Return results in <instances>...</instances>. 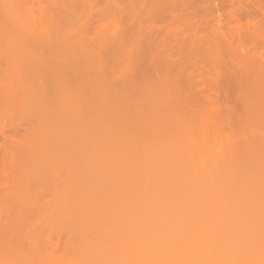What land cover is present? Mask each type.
I'll return each instance as SVG.
<instances>
[{"label":"rangeland","instance_id":"374dc122","mask_svg":"<svg viewBox=\"0 0 264 264\" xmlns=\"http://www.w3.org/2000/svg\"><path fill=\"white\" fill-rule=\"evenodd\" d=\"M37 1L38 0H0V62H2L4 59H11L7 62L6 60L3 61L4 63L2 62V64L4 65L0 64V70L9 69V72L7 73H10L11 68L7 67L11 66L13 70L18 69L20 72L19 65L17 64H21V60L24 59V62L27 60V64L29 61L28 59L32 61L33 59H36L38 56L37 53L34 52L36 50H33V46L30 45L37 44L38 46L39 44L40 46V44H49L47 47H50L51 44H55V46L57 44L64 46L66 45V47H64L65 50L68 46L71 48L76 46L75 48H72L73 51L71 52L67 51L68 49L65 51L63 47V49H61V51L59 50V52L58 50L57 52L49 51V49L46 48V45H44L45 47L43 48V50L45 48L47 49L46 52L44 50V53L47 56L50 55V57H48L52 60L51 66L54 68V71L56 69L60 70V68L64 71V69L66 70L67 68L69 72L68 75L72 78L69 86L66 87V85L63 83L57 89L54 88L52 90L54 93V102L57 104L56 107L58 106L60 110L62 109V112H67V110H70V114L73 115L72 125L74 130L72 136L74 142L72 145L68 147L64 145L65 147L61 146L57 149L58 157L65 156L64 162L62 160L60 161L62 163L57 161L58 164L56 162L55 165L53 164L52 168L53 170L55 169V173H58V175H56L58 178H53V180L62 179L63 181L64 178H68L69 176L68 179L70 183V175L72 173L71 178L73 182H71L72 184L70 183V186L67 182L68 179H66V181L63 182L64 184H66V182L68 184H63L61 186L59 182H62L59 180L57 184L58 186L52 185L53 188L54 186L61 188L59 191H57V188H55V191L52 186H47L53 189H50V191L47 190V187V191L45 190L46 192H43L44 189L39 190L38 192L40 195V191L43 193V198H41L40 195L37 196L38 192L35 194L37 190L32 191L33 193L31 192V194L34 196V198H36L35 195L37 198H41V200L37 201L36 203L32 202V199L35 201L34 198H31L32 196H29L30 202L27 203L29 200L24 194L23 195L25 197L23 195L21 196L22 198L24 197V201L26 198L27 200L25 202L22 201L23 199L18 201V196H20V194L25 191L19 189H17L19 192H17V190L13 191L14 188L11 190V187L8 190L2 189H7L6 186H3L0 189V264H102L103 261L93 262L95 258H91L89 256L90 254H87L90 249L89 246H87L88 242H81V240H83L82 237H90V232H87V224L84 222L86 221L87 223L88 219L92 217V215H100L101 211L104 213L107 208L112 207V211L114 212L117 209L116 203H131V180H133V176L128 171L130 169V167L128 169L129 161H123V156H121V151L124 150L123 148H121V151L118 148L120 155L108 153L111 156L108 158L104 156V152H109L108 149L113 148L108 144V149L103 150V147H101L99 143V123L101 122L98 121H101V117L105 116L104 113L107 115L109 114V117L106 116L105 118H108V121L113 123L114 126L112 123L107 121L113 126V128L111 126L112 130H119L120 127L123 128L124 124L122 123L125 121L129 127L131 125L130 128H128V126L126 127L127 130L130 131L131 128L136 129L133 131H137L140 136H144V138L146 134V140L149 139L148 141H151L150 143L152 144V147H154L153 150H158V148H160L159 145H163V149L161 150V147L160 150L162 152L164 151L163 153L165 155L167 154L169 164L172 163L174 165L175 163L173 162L178 163L176 166H179V175H174V173L169 172L168 178L170 181L172 180V186L174 185V182L175 184L178 183L176 186L180 188L179 191H182V193L185 194L182 197L187 199V203L183 204L187 210H190L194 213L195 210H197V215L200 213L199 216L202 217V210L209 208L207 205H211V207L219 205L220 203H218V199L221 198L231 204L233 214L236 216L240 208L237 203H242L241 200L244 198L246 200L248 198L245 203H264V0H201L200 4H198L196 7L199 17L196 20L188 18L183 21V23L179 22L180 25L178 27H181V29L180 31L177 30L178 33H176V31L174 32L175 28L169 30L168 33L166 32V34H154V32H152V34L155 36H150V34H147L146 37L145 34V36L143 35V37H146L143 40L144 42L141 41L143 43H138V39L139 37H142V35H140V33L139 36L138 34L135 36L132 34L135 32V30H133V32L131 31L130 33L132 35L130 40L131 38L135 39L137 37V43H135L136 39L134 41H129V43L132 45V42H134L136 44H133L135 48H137V44L139 47L141 44L140 48L135 50H130L127 47L123 48L124 50L121 48V50H116V48V52L114 50L115 53L113 57H111L112 53H110V57L109 54L107 57L106 55H103L104 50L102 51L101 49H98L99 51L101 50V52H103L102 55L104 57L106 56V58L100 61L98 58H94L93 55H90L92 53L91 51V53H87L88 51H86V48L89 49L88 47L83 49L84 45L87 44V39L88 41L91 40L88 37L92 36L93 38L88 43V46L90 43H93L92 45L95 44V47L98 45V48L99 45L102 44V42L107 38L109 39L111 37V39L115 40V38L112 37L113 34L111 35L110 33H113L115 26L117 29L118 27L121 29L122 26H117V24L114 25L113 18L117 17V15L119 16L123 12L126 14L131 4H133V6L135 4L132 2L133 0L130 2L129 0H126V3H124L125 0H121V3H124L125 6L126 4H129V6H126L128 7L127 11L125 10L126 8L123 4H120L121 6L118 4L120 1L117 3L118 6H120V9L121 7L125 8L122 12L117 7V5L116 7L112 6L114 7V11L118 8V10L121 12L115 16V12L112 10V13H114V17H112L113 21H111L113 26L109 21L110 18H108V16L111 14L108 15L106 11L105 13H107V18L109 20L107 18L103 20L100 19L102 21L99 22V24H101L98 28V34L95 33L96 30L92 33L85 32L86 30H89L88 32H90L91 29L88 28L86 30L85 28H82V30H85L83 31V34L80 30H75L77 33L79 31L81 32H79V36L81 37L83 35L81 38L83 41L86 39L82 46L77 37L78 34L75 33V31H70V33L74 35L71 36V34H69V36L66 35L68 31L65 33L64 30L62 33L58 30L60 29V26H57L59 27L57 30H55V28L52 31L50 29L51 32L48 30L51 27L49 25L51 23H54L53 25H55L57 20L51 22L53 18L50 17L49 14L53 10H51L49 14L48 12H44V10L49 11L44 9L46 6H41L40 8L43 7V12L49 15V17L48 15L45 17L47 19L50 18V20H46V22L48 21L51 23H47L49 24V27H47L45 20H43V23L45 22V25L48 28V32L42 34L43 32L40 31L42 30L40 29V10L39 8L37 9V5L40 4L37 3ZM46 1L45 4H48L50 0ZM52 1L53 0H51V2L48 4L50 6L49 9H54L55 2L58 0H54L55 2ZM112 1L115 3L116 0ZM43 2L44 1H42L41 4ZM59 2L57 3L58 5L60 4L61 6L59 7L62 8L63 4H61L62 2ZM107 2H111V0ZM107 2H105V4H108ZM111 3H109V5ZM105 4L99 6L105 8ZM86 7L88 9L89 6ZM101 7H99V9L96 8L98 9L97 11H99ZM80 8L85 9V6L82 7L80 4ZM88 10L87 13L92 11L91 9L90 11ZM59 11L57 10V12ZM85 11L82 12H84L83 16L86 22L88 19L85 18ZM76 12L78 11L76 10ZM93 12H95V10ZM90 13L93 14L92 12ZM116 13H118V11H116ZM130 13H127V16H129ZM99 14L97 13L96 16ZM56 15L58 16V13ZM132 15L134 14H131V16ZM60 16L61 15L59 12V17ZM127 16H124L123 18H126ZM97 17L101 18L100 16ZM97 17L94 16V20L97 21ZM56 18L57 17H55V19ZM42 19H44L43 16ZM57 19L59 21V18ZM94 20L92 21L90 19L88 23L86 22L87 26L90 21L94 23ZM123 20L121 23H123ZM124 22L126 23V21ZM43 23H41L42 26H44ZM177 25L178 24H176V26ZM67 26L64 25V27H61V29L63 30ZM89 26L92 27L91 25ZM97 26L95 25V27ZM195 26L198 28H195ZM94 29L96 28H93L92 30ZM145 30L144 32H146ZM117 32L115 33L117 34ZM118 33H120V30ZM84 34H86V36ZM108 34L111 36L108 37ZM118 36L116 35V37ZM118 38L120 39V36ZM120 40L121 42H126V39L125 41L122 38ZM140 40L142 39L140 38L139 41ZM83 41L81 40V42ZM106 42L104 43L105 45ZM67 43H69V45ZM77 43L80 45H77ZM115 44L118 46V43ZM127 44L125 45L128 46ZM28 46H30L29 49L32 48V54L30 53L31 50L23 49L24 47L28 48ZM90 47L92 46L90 45ZM58 49H60V47ZM102 49H104V47H102ZM125 49L131 51H129L130 53L128 52L129 55L126 54ZM83 50H85L87 54ZM53 51H55V49ZM110 51L112 50L107 51V53ZM27 52L30 53H28V56H30L29 58H26L25 53ZM37 52L40 53L39 50H37ZM124 52L126 56H124ZM69 53L70 55L68 57ZM93 53L96 54L95 52ZM39 57L40 56H38L37 60L40 59ZM14 59L20 60L16 64L14 63ZM66 59H68L69 62H67L68 60L66 61ZM12 61H14V64L12 63L11 65L10 62ZM32 61H30L32 66H38L36 60L33 62ZM24 62L23 65L25 66ZM15 64L18 67H16ZM13 65L15 66L13 67ZM21 66L22 65H20V67ZM6 70L4 71L6 72ZM0 73L2 76L7 77L6 73L5 75L2 73V71H0ZM14 73H16V71ZM56 73L58 74L59 72ZM10 74L13 75V71ZM65 75L66 74H64V76ZM126 75H129V77H127V80H124L126 79L124 78ZM23 88L21 87L20 91L21 89L23 90ZM27 91L28 90L26 89V92ZM21 92L25 93V89ZM22 94L19 93V97L16 98L12 97V100L10 97L9 101H7L8 96H6V100L5 97L2 96V98H4L1 101L2 104L3 100H5L6 102H4V104L8 105L7 108L10 105H12V107H9V111H4L5 115L1 113L0 122L4 121V119L2 120V117L4 116L3 118H5L6 124L11 122V120L14 123L13 119H10L11 117L14 118V116H11L9 113L7 116L6 112H10L14 107L21 109L24 105H28L24 104V102L28 103V101H26L24 98L26 93L24 96ZM21 96H23L25 99L24 101L22 100L23 98H20ZM33 100H30L32 104H40L39 102V104H36L37 101L35 100L36 102H34ZM21 105L23 106L21 107ZM29 106L35 110L34 105H32L33 107H31V104ZM101 106L104 107V109H101ZM41 107L42 106H36L37 109H41ZM25 108L26 107H23L21 110L25 111ZM28 108L29 107H27V109ZM56 109L60 111L58 108ZM34 110L30 109V112L32 111L33 113ZM104 110L107 112H104ZM26 111L24 112L25 114ZM39 111L40 110H37V114H40ZM40 112L42 113L43 111ZM15 113L18 115L22 114V112L19 114V111H16ZM43 113L42 115H39V117H44L43 115L45 114ZM34 114L36 115V113ZM34 114L31 116V118H35ZM18 115L16 116L20 118ZM27 115L24 116L26 117ZM28 116L30 118V115ZM17 117L15 118V121L20 123L18 120L19 118L17 119ZM119 117H122L124 121H122L121 126L117 125L120 127L114 128L115 123L119 124V122L116 121L122 119ZM38 119L36 118V120ZM41 119L39 120L40 124H38L39 122L37 123L38 125H41ZM22 120L20 121L22 122ZM3 123L4 122H2V124ZM132 124L135 128L132 127ZM86 125L90 126L89 131H84V126ZM149 125H151L150 128H148ZM122 128L120 130H125V127L124 129ZM147 128L151 133L147 131ZM84 132H86V138L84 137ZM147 133L149 134L147 135ZM0 142H4L2 135H0ZM21 145L23 144H18V147ZM15 146L18 148L17 145ZM23 147L26 149L24 155L26 153V155H32L34 152L37 153L36 149H32L35 150L33 152L29 147H25L23 145L21 148ZM24 148L22 151H24ZM18 149H20V147ZM13 151L15 152V149H13ZM22 151L20 152L18 150L14 156L17 157V153L20 155L19 152L23 153ZM84 154L86 155L85 157ZM88 154H90V158ZM67 156L70 158V162L67 161ZM86 157L89 158L88 163L85 159ZM255 159H259L258 163L257 160L255 161L257 165L254 162ZM5 161H3V164L0 162L1 165H4ZM104 161L117 167L119 170L118 175L115 176L113 180L114 185L117 183L118 187L116 186L117 188L115 190L118 189V193L114 194V199L110 197L113 199L111 200V203L108 199V203H97V207L93 208L92 205L94 203H83L79 200L80 195L77 190L79 189L78 185L80 184L77 182L80 183L81 180L84 181L86 176L82 175H87V172L84 173V171L86 169L87 171L92 169L89 167V165H98L99 167L96 168H100V166L104 164ZM6 162H8L9 168L11 163L9 164L8 159ZM251 163H253V167L254 164L256 166L259 165L258 167L252 168V170L258 169L256 171L260 172L257 173L259 175L256 174L257 176L255 175L253 178L252 176L250 178L249 175H254L255 173L250 172L252 170L248 171L249 165ZM15 164L17 165L19 163L17 162ZM21 164L24 163L21 162ZM1 165L0 168H2ZM6 165L3 167L7 169ZM11 167L13 168V165ZM94 167V170H92L93 173L92 171L90 173L88 172L90 177L93 176H91V173L94 174ZM100 171L101 170H99V172ZM246 171L249 175H245ZM66 172L70 174H68L67 177ZM98 175L96 173L97 178ZM96 176L94 175L95 178ZM176 176L177 179L175 178ZM88 178L86 177V179ZM86 179L85 181H89L88 183H90V180H92V178H90V180ZM83 181L81 182V184L83 183L82 185H84L85 182ZM92 183L93 182L91 181V183L88 185H91ZM88 187L90 186H87V188ZM80 188L83 187L81 186ZM179 191V194L175 192L178 194V196L181 194ZM195 193L196 195H194ZM253 193H257V197H255L257 199L251 197ZM114 206H116V208H114ZM118 210L120 211V207ZM189 214L190 212L188 211L180 213L181 218L186 219L188 218ZM111 215H113V218H115V214L111 213ZM15 223L17 224V228L13 231V233L10 227H13L12 225H15ZM184 223H182L183 226L179 225L178 223V227L175 228L171 227L173 224H161V228L157 232L160 231L162 235L165 233L168 235V233L172 232L174 234L173 237L175 240H178V242L185 245L189 244L200 246L205 244L207 241L206 237L208 236L206 233H204L205 231L203 232V229H198L191 224V227H193V229L196 231V234L193 231L195 234H193V236L191 234V227L185 225ZM71 226L75 228L73 229ZM70 227L75 232H71V234H74H72L73 237L69 236L71 234L68 233L70 232V230L68 231V229H71ZM210 228L211 227H208V229ZM15 231L17 232L15 233ZM111 231L113 232L114 230ZM228 232H230L229 229ZM233 232L234 233H230V235H233L232 240H234L236 236L239 235L235 227ZM15 234L17 235L15 236ZM110 235L111 234H109V236ZM114 235L116 234L114 233ZM170 235L171 234H169V236ZM68 236L69 241L71 239L70 237H72L76 242H78L80 240L79 237H81L82 239L80 240V244L78 242V246H71V243L68 242L70 244L65 247L67 244V242L65 244V240ZM14 237H18L20 240L18 239L17 241ZM34 237L35 239L32 240ZM9 238L10 241L8 240ZM29 238L32 240L31 242L29 241ZM114 238L116 239V237ZM58 240L61 242L60 248L58 247L59 249L56 247ZM33 241L34 243L35 241L38 242L37 246L40 245V248L38 247L39 252L38 249L37 252H35L36 249L33 250L31 246ZM104 241L105 243L102 242V244L104 243L102 246L101 243L97 245V241V251L89 253L94 254V252H100L103 249L105 250V248H111L110 250L112 251L113 246H115L113 245L115 243L114 239L111 236L107 238L105 236ZM91 248L94 250L93 246ZM104 250L102 253L105 252ZM97 255L95 254L94 256ZM113 255L114 254L107 256L108 259L105 264L117 263ZM115 255L117 254L115 253ZM100 257L101 255L99 258ZM105 259L102 257V260L105 261ZM96 260L98 259L96 258ZM128 260L129 259H127L125 255V258L122 260V262L120 260V263L118 261V264H130V260ZM186 260L189 259L179 257L178 261H176L175 257L172 255L167 263L184 264V261ZM249 264H258V261L254 260Z\"/></svg>","mask_w":264,"mask_h":264},{"label":"bare ground","instance_id":"6f19581e","mask_svg":"<svg viewBox=\"0 0 264 264\" xmlns=\"http://www.w3.org/2000/svg\"><path fill=\"white\" fill-rule=\"evenodd\" d=\"M42 1H44V2L41 4ZM45 1L46 0H41V1L38 0L37 1V3L40 4V5H37V9L39 8V10H40V16H41L40 22L43 23V20H45V22H46V20H48V21L50 20V18L47 19L45 17H47V15L50 13L51 10H53L49 14L50 17L53 18V20L51 19L52 20L51 22H54L55 20H57V21L55 22L56 26L53 25L54 23L52 24L50 22L51 23L50 24L47 21L46 24L47 23L50 24V25L47 24V27L51 26L49 29L46 27L45 22L43 23L44 26H42L40 23V29H42L40 31L43 32L42 34L48 32V30L50 31V29H51V31L54 30V28H55V30H57V28H59L57 26H60V29H58L60 32L65 30L64 32L66 33L68 31V33L66 35L71 34L70 31L74 32L75 30L76 31L80 30L83 34V31H85L87 28L91 29V30H90V32H88L89 30L88 31L86 30L85 32L92 33L93 31L96 30L95 33L98 34L99 33L98 28H99V25L101 24V23L99 24V22H101L103 19L107 18V13H108V15L111 14L108 16V18H110V20L107 18L110 21V23H112L111 21H113V19H114V21H113L114 25L117 24V26H122L121 29H120V27H118V29H117L115 26V30H117L118 32L120 30L121 34L118 33L117 31H115L114 29H113V33H110L111 35L113 34L112 37L115 38V40L111 39V37H110L111 35L108 34L109 35L108 37H110V38L105 39L102 42V44H104L106 42V40L108 43L106 42V45L104 44L105 46L98 43V44H100L99 48H98V45H96L97 48L95 47V44L92 45L93 43L92 44L90 43V45L92 47H90V45L88 46V43L93 39L92 36L89 35L91 38L88 37L89 39H91L90 41H88V39L86 41L85 38H87V37L84 38L87 44L85 43L86 45H84L83 49L88 47L89 49L86 48V51H88L87 53L89 54L92 52L90 55L91 56L93 55L94 58H98L99 61L106 58V56L108 57V54L110 57V53H112L111 57H113L116 50H119L120 48L123 49V48L127 47L130 50H133V49L135 50L137 48H140L141 44H140V47L137 44V46H136L137 48H135V46H134V45H136L135 43H137L136 42L137 37L135 38L136 40L134 38L133 39L131 38V40H130V37H132V35L130 33H131V31L133 32V30H135V32H133L132 34H134L135 36H137V34L139 36L140 33H141L140 35H142V37H139V39L141 38L142 40L139 41V39H138V43L139 42L143 43L144 42L143 40H144V38L147 37V34H150V36L151 35L155 36L154 35L155 33H159V34L165 33L166 34V32L168 33V31L171 30L172 28H175L174 32L176 31V33H178L177 30L180 31V29H181V27H178L180 25L179 22L183 23V21H185L188 18L192 19V20H196L199 17V14L196 10V7L201 2V0H135L136 2L133 0L132 2L135 3L134 6H133V4L130 3L131 6H133V7L130 8L131 7L130 6L128 12H126V14H125V12H123V13H124V16H127L128 15L127 13H130L132 10L134 12L132 11L129 16H127L126 18H123L124 17L123 13L122 14H120V13L125 8H126L125 10L127 11L128 7H126V6L127 5L129 6V4H126V6H125L124 3H126L128 0L127 1L125 0L124 3H121V0H116L115 3H113L112 0H111L112 3L107 2L110 0H106V1L102 0V2H101V0H65V1L64 0H62V1L58 0L57 2L60 1L59 3L62 2L61 4L64 5V6L62 5V8L59 7V6H61L60 4L58 5V3L53 0L52 2H55V7L58 5L56 7V9L58 11L60 10L59 11L60 15H61L60 17H59V12H57L55 7H54L55 10L53 8L49 9L50 6L48 4H49V2H51V0L48 2V4H45ZM104 1L107 2L108 4H105ZM119 1H120V3H118ZM130 1L131 0H129V2ZM46 3H47V1H46ZM109 3H111V4L109 5ZM117 3L119 5L123 4L125 6V8L121 7V9H120L121 5L118 6ZM203 3H204V1H203ZM52 4H54V3H52ZM80 4L82 7L85 6V9L83 8L84 10L82 8H80ZM102 4H105V8L99 6ZM113 4H115V5H113ZM116 5L121 10V12H120V10H118V8L117 9L115 8L116 9L115 11L113 10V8L116 7ZM135 5H138V6H135ZM41 6H43V7L46 6V8H44V9L49 10V11H45L43 9V7L40 8ZM86 6H89L88 9L90 8L92 11H90V9L88 10ZM98 6L101 7V9L99 11H97L99 9ZM112 6H114V7H112ZM107 7L108 8L110 7L111 11H110V8L108 9ZM93 8H94L95 12L97 11L96 13L93 12L94 11ZM96 8H98V9H96ZM75 9L79 13L81 12L80 15L78 12H76ZM81 9H82V11L86 10L85 11V18L88 19L86 21L87 23L90 19L93 21L94 16L95 17L100 16L101 18L97 17V21L94 20V23H92L90 21V23H92V24L89 23L87 26L85 19H84V16H83L84 12H82ZM103 9H104V11H103ZM43 10H44V12H48V14L44 13ZM87 10L92 12L93 14H91L90 12L87 13ZM112 10H113V12H115V16L117 14H120L121 16L119 15L120 16L119 17L117 15V17H114V13H112ZM106 11H107V13H105ZM116 11H118V13H116ZM135 11H136V13H135ZM103 12L105 13V15ZM57 13H58V16L56 15ZM89 13L91 14V16ZM97 13L98 14L101 13V14L96 16ZM102 13H103L104 17L102 16ZM131 14H134V15L131 16ZM49 15H48V17H49ZM52 15L59 18V21L57 18L55 19V17H53ZM42 16L44 17V19H42ZM112 17H114V18L112 19ZM98 19L99 20L102 19V20L99 21ZM123 19H126V20H123ZM122 20H123V23H121ZM115 21H117L118 23ZM124 21H126V23ZM113 23L111 24L112 26H113ZM119 23H121V24H119ZM59 24H61V25H59ZM97 24H98V26H97ZM176 24H178V25L176 26ZM64 25H66V26L69 25V26L65 27L62 30L61 27L63 28ZM85 25H86V27H85ZM89 25H91L92 27H90ZM95 25L97 27H95ZM52 26H53V28H52ZM79 26H81V27H79ZM173 26H175V27H173ZM82 28H85V30L84 29L82 30ZM93 28H96V29L92 30ZM195 28H198V27L195 26ZM144 30L146 32H144ZM76 31H75V33H77ZM79 32L77 33L78 34L77 37H78V39L81 43V46H82V44L85 41H83V39H81L83 35L81 34L82 36L80 37L79 35L81 32L80 33ZM115 32H117V34ZM136 32H138V33H136ZM152 32H154V34H152ZM114 33L117 36L119 35L120 39L122 38L124 41L126 39V42H121V40L118 38L119 36L116 37V35ZM142 33H144V34H142ZM77 34H75V35H77ZM86 34H84V35L86 36ZM145 34H146V37H143V35L145 36ZM73 35L71 34V36H73ZM125 35H126V37H125ZM129 35H131V36H129ZM87 36H88V34H87ZM123 36H124V38H123ZM157 36H158V34H157ZM81 40L83 42H81ZM132 40L133 41L135 40V43L132 42V45H131L129 43V41H132ZM79 41H77V42H79ZM109 41H110V44H109ZM141 41H143V42H141ZM38 43H41V42H38ZM115 43H118V46ZM124 43L125 44L128 43L127 45L129 47L130 46L131 47L129 48ZM67 44L69 45V43H67ZM34 45H30V46H33L32 47L33 50L34 49L36 50L34 52L37 53L38 56H40L39 60H37L38 59L37 55H36L37 58L33 59V61L36 60V62L38 63V66H32V63L30 62L32 60H30V59H28L29 61L27 62V64H26L27 60L24 62V59H23V60H21V62H22L21 64L20 63L17 64L20 59H17L18 61L16 59H14L15 62L12 61L10 63L12 65V63L14 62L17 65H19L20 72L18 71V69L16 70L15 68H14L15 70H13L10 65H9L10 67H7V68H11V72L13 71V75L10 74L11 72L7 73V72H9V69L6 70L3 68L4 70H6V72L2 69L0 70V71H2V73L5 72L7 74L6 75L7 77H5V76H2V74L0 73L1 74L0 75V97H1L0 98V115H1V113H3V115H5L4 111H9V109H10L9 107L10 106L12 107V105H10L7 108L8 105L4 104V102H6L5 101L6 96H8L7 101H9L10 97L12 100V97H15V98L19 97V95H18L19 93H21V94L23 93L22 94L23 96L26 93L24 98L26 99V101H28V103L24 102V104H28V105H24V106L21 105V107L22 106L26 107L25 109L28 110V111L25 110L26 114L24 113L25 112L24 110H21L23 107L21 108L19 106L21 109H19V108L17 109L13 106L14 108H12V110L10 112H6V114H7V116L9 114L11 116H14V118H12L10 116L11 117L10 119H13L14 123L11 120V122L6 124L5 118H3L4 116L2 117V120L4 119V121H2V122H4V123L2 124V122H0V135H2L3 139H4V142H0V159L2 160V161L0 160V162H2V164H3V161H5V160L7 161V159H8L9 164L11 163L9 168H8V166H9L8 162L5 161L4 165H1V163H0V165L2 166V168H0V184H1L0 189L3 186L4 187L6 186L7 189H5V188H2V189L8 190L11 187L12 188L11 190H13V188H14L13 191H15L17 189L25 191L23 193L20 192L21 194H20V196H18L19 197L18 201H21L20 199H23L22 201H24L25 196L29 200V196L30 197L32 196L31 192L34 190H37L35 194H37V192L39 190H43V189H44L43 192H46L47 190L50 191L51 187H47V186L57 185L59 180H61V182H62V183L59 182V184H61V186L64 184L66 179L69 178V176H68L69 173H67L68 171L66 172V177L68 176V178H64V180H63L64 182L62 181V179L53 180V178H58V176L56 177V175H58V173H55L54 172L55 169L53 170L52 167H53V164L55 165V163L57 161L60 162L62 160L64 162L65 156H61L62 159H61V157H58L57 149L60 148L61 146H63V147L67 146L68 147V146L72 145V143L74 142L72 139V136L74 133L73 125H72L73 115L70 114V110H67V112H65L63 110L65 112L64 113V112H62V109L60 110L58 106L56 107L57 104H56V102H54V100H55L53 98L54 93L52 91L54 88L57 89L63 83L66 85V87L69 86L72 78L68 75L69 72H68L66 67H65L66 70L64 69V71L61 68H60V70L56 69L54 71V68H52V66H51L52 60H51V58H49L50 55H48L49 56L48 57L44 53V50L46 52L47 49H49V51H51V52H57V50L59 52V50L61 51V49L66 47V45L64 46V45H58L57 44L56 45L57 47L55 46V44H51L50 47H47V45H49V44H43V45L40 44V46H39V44H38V46H37V44H34ZM44 45H46L47 49L45 48L43 50V48L45 47ZM77 45H80V44L77 43ZM22 46H27V45H22ZM30 46H28V48L24 47L23 49L31 50L32 48L29 49ZM132 46H133V48H132ZM59 47H60V49H58ZM75 47L76 46H74L72 48H75ZM102 47H104V49H102ZM72 48L68 46L67 47L68 50L67 49L66 50L71 52V51H73ZM108 48H109V50H112L109 53H107V51H109ZM54 49H55V51H53ZM81 49H82V47H81ZM92 49H94V50H92ZM98 49H101L102 51L104 50L103 51L104 53L101 52V50L99 51ZM33 50L30 51L31 54H32ZM37 50H39L40 53L37 52ZM64 50H65V48H64ZM114 50H115V52H114ZM130 50L125 49V52L127 55H129V53L131 52ZM83 51L86 53L85 50H83ZM93 52H95L96 54H94ZM105 52H106V54H105ZM125 52H124V56H126ZM28 53L29 52L25 53L26 58L30 57V56H28ZM35 53H33V54H35ZM102 53H103V55H106V56L104 57L102 55ZM39 54H41L43 56H41ZM69 55H70V53L68 54V57H69ZM96 55H97V57H96ZM46 56L48 59L46 58ZM130 56H131V54H130ZM41 57H43V58H41ZM100 58H102V59H100ZM5 60L6 59L2 60V62ZM8 60H6V62ZM67 60L68 59H66V61ZM2 62H0V64L4 65V64H2ZM23 62H24L26 67L23 65ZM67 62H69V60ZM29 63H31V64H29ZM8 64H9V62H8ZM28 64H29V66H28ZM15 65H13V67ZM17 65H16V67H18ZM20 65H22V66L20 67ZM5 66H7V65H5ZM15 71H16V73H14ZM56 72H59V73L57 74ZM60 72H61V74H60ZM5 73H4V75H5ZM64 74H66V75L64 76ZM8 75L9 76L12 75V76L9 77ZM122 75H121V77H122ZM127 77H129V75L128 76L126 75L124 77L126 79H124V80H127ZM21 87L22 88L24 87L23 90L21 89V91H24V89H25V93L20 91ZM26 89L28 90L27 92H26ZM2 96L5 97V100H3V104L1 102L2 99H4V98H2ZM23 96H21L20 98H23ZM29 97H32L34 100L32 98H29ZM24 98L22 99L23 101L25 100ZM28 98L31 101L32 100L34 102L37 101L36 104H39V103L40 104L39 105H35V103L32 104V102ZM30 104H31V107H33L32 105L35 106V110L33 108H30V106H29ZM36 106H38V107L42 106V107H41V109H39V108L37 109ZM103 106H105V105H103ZM27 107H29L31 110H34L33 113H32V111L30 112V109L29 108L27 109ZM56 108H58L60 111H58ZM36 109L43 111L44 113L43 112L42 113L45 114V115H43L44 117H39V115H42V113L39 111L40 114H37L38 112ZM101 109H104V107H102ZM101 109H99V110H101ZM16 111L17 112L19 111V114H20V112H22V114L18 115L17 113H15ZM104 112H107V111L104 110ZM34 113H36V115ZM27 114L30 115V118L34 114L35 118L32 117L33 119L32 118L30 119ZM16 115L20 116V118L17 117ZM24 115H27V116L25 117ZM104 115L105 116L101 117V119H100L101 121H98V122H101V123H99V125H100V129H99L100 130V132H99L100 133V141H99V143H100L101 147H103V150L108 149L107 148L108 144L113 147V148H111V146H110L111 149H108L109 152H107V151L104 152V156L106 158L111 156L108 153L120 155L119 149H120V151L122 150L121 148L124 149L121 151V153H122L121 156H123V158H122L123 161H126V160L129 161L128 169H129V167H130V169L128 171L133 176V178H132L133 180H131V183H132L131 184V190H132L131 195L132 196H131V203H116L117 209L116 210L114 209L115 210L114 212L112 211V207H110V208H107V210L104 211V213H102V211H101L100 215H95V216L92 215V217H90L88 219L87 223H86V221L84 222L85 224H87L86 225L88 227L87 232H90V237H88V236H86L87 238L82 237L83 240H81L82 238L79 237V239L81 240V242H85V243L88 242L87 246H89V248L91 250L93 249L91 247L92 246L94 247V250L91 251L89 249V251L87 252L88 255L90 254L89 256L91 258H93V257L95 258V260H93V262H95V261L102 262L103 261L102 264L103 263L105 264L107 259H108L107 256L108 255L111 256V254H114L113 256L117 262L116 264H118V261L120 263V260L122 262V260L125 258V255H126L127 259L130 260V264H168L167 262L169 261V259L172 255L175 257L176 261H178L179 257L188 258L189 260L184 261L185 262L184 264H249V263L253 262L254 260L255 261L257 260L258 264H264V203H245L248 200V198H247V200L244 198L241 200L242 203H237L240 208H239V211H238L236 216L233 214L231 204L228 203L227 201L221 199V198L218 199V203H220L219 205L214 206V207H211V205H207V207H209V208L202 210L203 212L201 211L202 217L199 216L200 213L197 215V213H198L197 210H195V213L191 212L190 210H187L186 207L183 205L184 203H187V199L182 197L185 194L182 193V191H179L180 188L178 186H176L178 183L175 184V182H174V185L172 186L173 182H171L172 180L170 181V179L168 178L169 172L174 173V175L175 174L179 175L178 170H180V169H179V166H176V164H178V163L173 162V163H175L174 165L172 163L169 164L167 154L165 155L163 153L164 151L163 152L161 151L163 149V147H162L163 145L162 146L159 145L160 148L162 147L161 150H160V148H158V150H153L154 147H152V144L150 143L151 141H148L149 139L146 140V134H145V138H144V136L143 137L140 136V134L137 131H136L137 133L134 132L136 129L131 128L132 131L127 130L126 127L128 125L126 124V122L123 120L122 117H119L120 119L122 118L121 120L116 121V122H119V124L115 123L114 128H118L122 124H124L125 130H123V131L120 130L122 127H120L119 130L118 129L112 130V128L114 126L113 123L109 122L108 118H105L106 116L109 117V114L107 115L106 113H104ZM37 116L39 117V119ZM114 116H115V114H114ZM16 117H17V119L19 118L18 120L20 123H17L15 121ZM21 117L23 118V120ZM24 117H25V120H24ZM36 118L38 120H36ZM41 118H44V119H41ZM40 119L42 120L41 125H38V124H40V122H39ZM20 120H22V122ZM0 121H1V119H0ZM107 121L109 123H112L113 126L110 125ZM111 121H112V119H111ZM122 121H124L125 123L124 122L122 123ZM113 122H115V121H113ZM32 123H34V124H32ZM35 123H36V127H35ZM37 125L40 127H38ZM117 125H120V126H117ZM86 126H84V128H85L84 131H87V130L89 131L90 126L89 125L87 127ZM111 126H112V128H111ZM124 127L122 129H124ZM130 127H131V125H130ZM130 127L128 126V128H130ZM132 127L135 128L133 124H132ZM150 127H151V125H149L148 128H150ZM147 131L149 132V129ZM152 132H153V129H152ZM85 133L86 132H84V137L86 136ZM149 133H151V132H149ZM149 133H147V135ZM141 135H143V134H141ZM18 144H23L25 147H29L31 150L36 149L37 153L34 152L35 150H32L34 152V154L26 155L27 154L26 153L24 155L26 149L23 147L24 151H22L23 148H21V147L23 145L19 146L21 150L18 149L19 148ZM15 145H17L18 148H16ZM13 149H15V152L13 151ZM16 149H18L20 152L22 151L23 153L19 152L20 155H18V153H17V157H15L14 155H16V152L18 151ZM117 149H118V151H117ZM114 150H116V151H114ZM8 155H9V157H8ZM89 155L90 154H88V156ZM85 156L86 155L84 154V157ZM68 158H67V161L70 162V158H69V160H68ZM89 158H90V156H89ZM89 158H87V157L85 158L87 160V163L89 162L88 161ZM263 159H262V161H263ZM256 160L257 159H255L254 162ZM258 160H257V163H258ZM65 161H66V159H65ZM12 162H13V164H12ZM14 162L15 163L18 162L20 165L19 164L16 165ZM21 162L24 164H21ZM260 162H261V159H260ZM60 163H62V162H60ZM253 163H251L250 165L252 166ZM257 163L255 162L256 165H257ZM57 164H58V162H57ZM255 164H254V167L253 166L251 167L249 165V170H248V168H247V170L250 171V170H252V168L259 166V165L256 166ZM5 165L7 166V169L3 167ZM12 165H13V168L11 167ZM92 166L89 165V167L92 168V169L90 168L91 170H89V171H87L86 166H85L86 170L84 171V173L87 172L86 173L87 175H82V176H86L87 178L89 177L88 179H86V177L85 178L83 177L84 181H85V179L90 180V178H92V180H90V183H91V181L93 183L91 185H88V184H90V183H88L89 181L84 182L83 180H81V182L82 181L84 182V185H82L83 183L81 184V182L80 183L77 182L78 184H80V185H78L79 187L77 186L79 188L77 191L79 192V195H80V198H79L80 201H82L83 203H91L92 202V203H94L92 205V207L95 208V207H97V203H108L107 202L108 199L110 200V203H111L112 202L111 200H113L115 197L114 194L118 193V191H117L118 189L115 190L118 187L117 183L114 185L113 180H114L115 176L118 175L119 170L117 169V167H115V166L107 163L106 161H104V164H102L100 166L101 169L96 168V167H99L98 165H94L95 167L93 166L95 168V171H94V174H92L93 173L92 170H94ZM250 167H251V169H250ZM96 169H97V172H96ZM99 170H101V171L99 172ZM256 170H258V169H256ZM256 170L253 169L252 171H250L252 173H255L254 175L247 174V171H246L245 175H249L250 178L252 176V178H253V176L255 177V175L259 172ZM91 171H92L91 176L93 175L92 177H90V174H88V172L90 173ZM253 171H256V172H253ZM95 172L97 173V175L99 174L98 178H97ZM70 173H71V171H70ZM54 175H55V177H54ZM71 175H72V173H71ZM71 175H70V179H71L70 183L73 182ZM94 175L96 176L97 179L94 177ZM257 175H259V174H257ZM177 176L175 177L176 179H177ZM93 178H94V180H93ZM67 182L69 183V179L67 180ZM67 182H66V184H68ZM118 182H120V181H118ZM70 183H69V185H70ZM66 184H64V185H66ZM81 186L83 188H80ZM84 186H86V187H84ZM87 186H90V187L87 188ZM15 187H17V188H15ZM46 187H47V190H46ZM52 188H53V186H52ZM55 188H57V191H59L61 189V188L54 186L53 189L55 190ZM75 188H76V186H75ZM53 189H51V190H53ZM72 189H74V188H72ZM19 190H17V192H19ZM181 190H182V188H181ZM178 191L181 192L180 196H178V194H179ZM175 192H177L178 194ZM25 193L27 195L28 194L29 195L27 196ZM40 193H41V195L38 192L37 196L40 195V197L43 198V196H42L43 193L41 191H40ZM35 194H33V195H35ZM21 195H23L24 197L22 198ZM166 195H167V197H166ZM194 195H196V193ZM37 196L35 195L36 198H34V196L31 197V198L35 199V201L32 199L33 203L34 202L36 203L37 201L41 200V198H37ZM110 197H112L113 199ZM165 197H166V199H165ZM251 197H254V198L257 197V193H253L251 195ZM5 198H8V197H5ZM9 198H10V196H9ZM27 198H26V200H27ZM255 199H257V198H255ZM11 200H12V196H11ZM29 202H30V200L27 201V203H29ZM119 207H120V211L118 210ZM114 208H116V206H114ZM108 209H109V211H108ZM184 211L190 212L187 219L181 218L180 213L181 212L184 213ZM110 212L112 214H115V218H113V215H111ZM115 212H117L118 214ZM116 214H117V216H116ZM174 220H176V221H174ZM180 221H182V222H180ZM184 222H186V223H184ZM187 222L190 225H188ZM20 223H21V221H20ZM178 223H179V225H182V223H184L185 225L190 226V227L192 224L194 227H197L198 229H203V232L205 231L204 233H206L208 235L206 237L207 241L205 242V244L200 245V246L189 245V244L185 245V244L178 242V240L176 241L175 238L173 237L174 234L172 232L168 233V235L166 233L162 235V233L160 231L157 232L161 228V224H167V225L173 224L175 226L171 225V227L175 228V227H178ZM12 226L13 227H10V228L13 232L17 228V224L15 223V225L13 224ZM71 227L73 229L75 228L73 226H71ZM208 227H211V228L208 229ZM234 227L237 229L239 235L236 236V238L234 240H232L233 235L231 234L232 235L231 236L230 233L231 232L234 233L233 232ZM71 229H68V231L70 230V232H68V233L71 234L72 231H73V233H75L74 230L73 229L71 230ZM192 229H193V227H191V232H192L191 234L193 235L194 232L196 234L195 229H193V230ZM228 229L230 232H228ZM111 230H114L115 232L114 231L112 232ZM110 231H111V233H110ZM212 231H213V233H212ZM16 232L17 231H15V233ZM108 233L111 234L110 236L114 239L115 243L113 245H115L116 247L113 246L112 251L110 250L111 248H109V249L105 248V250L103 249L105 251L103 253H102V251H103L102 250V251H100L101 253L100 252H94V254H92L93 251H97L96 250V248L98 247V246L96 247L97 241H98L97 245L99 243H101V246H102L105 243V241H104L105 236H106V238L110 237ZM114 233L116 235H114ZM72 234L69 236H72ZM169 234H171V235L169 236ZM16 235L17 234H15V236ZM113 235H114V237H116V239L113 237ZM69 236L65 240V244L67 242L65 247L68 246V244H70V243H71L70 244L71 246H78L80 244V240L78 239L79 240L78 241L79 244H78V242H76L72 238L73 236L70 237L72 240L70 239V241H69ZM97 236H98V238H97ZM102 237H104V238H102ZM11 239H13V238H11ZM15 239L18 241L19 238L17 237ZM34 239H35V237L32 238V240H34ZM95 239H96V241H95ZM8 240L10 241V238ZM32 240L30 239L29 241L31 242ZM60 240H58L59 242L57 241V243H56L57 249H59L61 246ZM36 241H35L36 244L34 243V241L32 242L33 244H31L33 250L36 249L35 252H37L38 247L40 248V245L37 246L38 242H36ZM68 242H70V243H68ZM73 242H74V245H73ZM102 242H104V243L102 244ZM33 246H35V247H33ZM189 248H191V249H189ZM106 249H108V250H106ZM38 252H39V249H38ZM89 252H92V253H89ZM115 253L117 255H115ZM95 254L96 255L98 254V255L94 256ZM102 254H104V255H102ZM100 255H101V257L99 258ZM102 257H103V259L106 258L105 261L102 260ZM96 258L98 260H96ZM119 258H121V259H119ZM99 259H100V261H99Z\"/></svg>","mask_w":264,"mask_h":264}]
</instances>
